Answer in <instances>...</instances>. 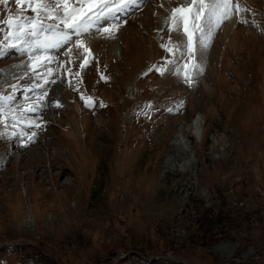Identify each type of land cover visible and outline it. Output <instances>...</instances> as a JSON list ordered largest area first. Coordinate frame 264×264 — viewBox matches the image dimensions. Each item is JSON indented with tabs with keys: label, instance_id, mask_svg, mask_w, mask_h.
<instances>
[{
	"label": "rangeland",
	"instance_id": "374dc122",
	"mask_svg": "<svg viewBox=\"0 0 264 264\" xmlns=\"http://www.w3.org/2000/svg\"><path fill=\"white\" fill-rule=\"evenodd\" d=\"M40 2L0 3V264H264V0L199 61L172 10L200 0L79 35Z\"/></svg>",
	"mask_w": 264,
	"mask_h": 264
},
{
	"label": "snow or ice",
	"instance_id": "6c2138e0",
	"mask_svg": "<svg viewBox=\"0 0 264 264\" xmlns=\"http://www.w3.org/2000/svg\"><path fill=\"white\" fill-rule=\"evenodd\" d=\"M6 2L7 0H0V3H6ZM21 2L22 0H15V3L17 4H20ZM136 2L137 0H125L123 4H120L119 7H115L113 10L116 12H119L121 11V9L127 8L130 4H135ZM195 2L196 0H193V5H195ZM84 5H88L90 15H86L83 19H80V14L84 11ZM230 5H232V0H213V2L210 5H206L204 3V0H200V4L196 12L193 13L192 5H189L187 8L177 7L172 10V17L176 24L177 30L182 25L184 28V31L188 32L189 16H192L193 17V27L199 28L200 31H203L204 29L200 28L199 25H196L194 21L200 18V15L204 12L206 7L210 9L211 16L216 18L215 26L218 27L221 19L229 18V12L233 10V8H231ZM58 6H59V0H57V10H58ZM40 7H43V8L50 7V0H49V3H45L44 0H41L40 4L38 5V8ZM63 7L65 9V16L62 17V22L68 28L75 31L76 35H79L81 31L87 30L88 21L92 19V17L99 19L103 15L112 14L111 12H105V9H108L111 7L110 4H104L103 6L96 7L95 12H91V9L93 7L91 0H78L77 7L73 9L68 8L67 2L65 0ZM38 8H32V11L36 12L38 11ZM234 11L235 13L239 14L245 11V9H242L239 3H236L234 5ZM241 22H247V21L242 20ZM8 23L11 25L12 18L8 20ZM28 34H35V31H33L32 33H28ZM63 39L65 42H67L68 40L71 39V36L69 34H65ZM189 40H191V33H189ZM157 71H160V69L157 68Z\"/></svg>",
	"mask_w": 264,
	"mask_h": 264
},
{
	"label": "bare ground",
	"instance_id": "6f19581e",
	"mask_svg": "<svg viewBox=\"0 0 264 264\" xmlns=\"http://www.w3.org/2000/svg\"><path fill=\"white\" fill-rule=\"evenodd\" d=\"M124 2H125V0H117V1L114 2V4L111 3V7L108 8V9H105V12H111L112 14L111 15H103L99 19H103V21H107L106 20L107 17L110 18V17L117 16V15H122L123 16L132 7V5H134V4H130L131 6L129 5L127 8H123L119 12H116L113 9L115 7H119L120 4H123ZM212 2H213V0H204V3L206 5H210ZM199 4H200V2H199ZM230 7L232 8V5H230ZM233 18H234V9L229 12V18H227V19H221L220 22H219V26L216 27L215 26V24H216V18L211 16V12H210V9L209 8H207V7L205 8L204 12L200 15V18L198 20H195L194 21V23L197 24V25H199L200 28H203L204 29L203 31H200L199 28H195L193 30L195 36H199L198 42H197L198 45H196V53H197V55H196V61H199L200 60L199 53L203 49L206 48V43H208V39H210L211 35H213V32L217 31L219 28H222V29L223 28L224 29L227 28L232 23ZM91 21H93V19H91ZM94 21H96V20H94ZM96 22H92L93 23V27H94V25H95ZM89 27H91V24H90ZM205 31H207V32H205ZM63 48H64L63 46H60V49L61 50ZM198 65H199V63H198Z\"/></svg>",
	"mask_w": 264,
	"mask_h": 264
},
{
	"label": "trees",
	"instance_id": "16d2710c",
	"mask_svg": "<svg viewBox=\"0 0 264 264\" xmlns=\"http://www.w3.org/2000/svg\"><path fill=\"white\" fill-rule=\"evenodd\" d=\"M39 259V260H38ZM38 259L35 261V262H25L26 264H52L51 263V259L48 258V256H46L45 254L41 253L40 256L38 257ZM47 260H50L49 262H47ZM140 264H144V262H139ZM162 264H168V263H162ZM231 264H248L247 262L246 263H241V262H238V261H233Z\"/></svg>",
	"mask_w": 264,
	"mask_h": 264
}]
</instances>
